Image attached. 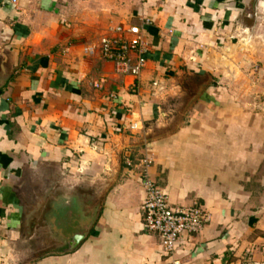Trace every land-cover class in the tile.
I'll list each match as a JSON object with an SVG mask.
<instances>
[{"label":"crops","instance_id":"0c3cea01","mask_svg":"<svg viewBox=\"0 0 264 264\" xmlns=\"http://www.w3.org/2000/svg\"><path fill=\"white\" fill-rule=\"evenodd\" d=\"M118 23L136 78L82 51ZM263 37L264 0H0V263L264 264ZM145 170L210 216L172 256Z\"/></svg>","mask_w":264,"mask_h":264},{"label":"built area","instance_id":"2783aa9c","mask_svg":"<svg viewBox=\"0 0 264 264\" xmlns=\"http://www.w3.org/2000/svg\"><path fill=\"white\" fill-rule=\"evenodd\" d=\"M147 22L148 19L144 24ZM147 47L142 25L118 23L109 25L97 43L84 46L82 51L86 56H93L98 52L102 59L114 64L117 73L136 78L145 65L143 53ZM95 86L100 85L96 83ZM131 88L135 91L136 85L133 84ZM111 97L114 98L115 95L112 94ZM128 129L139 130L140 126L130 122ZM148 163L147 158L143 159L144 165ZM141 185L144 190L141 204L143 230L156 234L161 249L172 256L181 236L199 233L209 221V213L197 202L172 207L167 193L149 177L146 170L142 174Z\"/></svg>","mask_w":264,"mask_h":264},{"label":"rangeland","instance_id":"374dc122","mask_svg":"<svg viewBox=\"0 0 264 264\" xmlns=\"http://www.w3.org/2000/svg\"><path fill=\"white\" fill-rule=\"evenodd\" d=\"M263 39H264V37H263ZM254 100V99H253ZM256 101V100H255ZM253 102V101H252ZM257 103H259V100H257L256 101ZM40 231H41V234H39V236H40V241H39V244H40V246L42 247H46V246H44L43 244H44V238H45V234H43V232H42V230H43V225H40ZM42 229V230H41ZM34 247H35V245H34ZM28 258H30L29 256L28 257H25V260H27ZM26 262V261H25ZM25 262H22L21 260H19L18 259V261L16 262V263H14V264H23V263H25ZM0 264H11V262H7V261H3V262H1Z\"/></svg>","mask_w":264,"mask_h":264},{"label":"water","instance_id":"95a60500","mask_svg":"<svg viewBox=\"0 0 264 264\" xmlns=\"http://www.w3.org/2000/svg\"><path fill=\"white\" fill-rule=\"evenodd\" d=\"M86 233H87L86 230L82 231V233H77V234L73 237L72 241L69 243V246H70V247L75 246V245L77 244V242H79V240L82 239V238L85 236Z\"/></svg>","mask_w":264,"mask_h":264}]
</instances>
